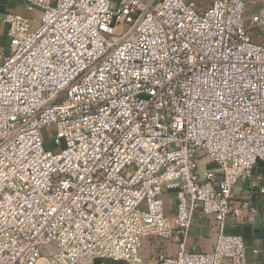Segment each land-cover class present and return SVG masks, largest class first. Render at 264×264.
<instances>
[{
  "label": "built area",
  "instance_id": "built-area-1",
  "mask_svg": "<svg viewBox=\"0 0 264 264\" xmlns=\"http://www.w3.org/2000/svg\"><path fill=\"white\" fill-rule=\"evenodd\" d=\"M22 1L40 15L4 17L0 264H38L49 245L48 264H140L148 238L177 239L157 264H247L225 230L232 187L264 162L248 0ZM197 211L216 223L209 254L186 248Z\"/></svg>",
  "mask_w": 264,
  "mask_h": 264
},
{
  "label": "crops",
  "instance_id": "crops-1",
  "mask_svg": "<svg viewBox=\"0 0 264 264\" xmlns=\"http://www.w3.org/2000/svg\"><path fill=\"white\" fill-rule=\"evenodd\" d=\"M8 14L22 15L30 21L32 29L39 25V10L27 11L22 0H0V53H8V26L4 22V17ZM264 187V162L258 163L251 172L248 179L239 181L232 187L230 204L239 209L237 216L231 215L226 221L227 234L241 237L247 249V264H264V193L260 189ZM166 203L165 210L169 217L175 211V198L165 192L163 195ZM247 203V206H244ZM254 210V211H253ZM160 241L154 245L152 254L140 251V264H157L156 254L161 249L166 255L173 256L178 251L177 239L164 241L157 238H148ZM146 239L142 242L144 243ZM216 242V223L212 217L195 213V220L190 227L186 240V248L190 251L212 253ZM153 245V244H152ZM253 251H256L254 253ZM92 264H132L126 261H94Z\"/></svg>",
  "mask_w": 264,
  "mask_h": 264
},
{
  "label": "rangeland",
  "instance_id": "rangeland-1",
  "mask_svg": "<svg viewBox=\"0 0 264 264\" xmlns=\"http://www.w3.org/2000/svg\"><path fill=\"white\" fill-rule=\"evenodd\" d=\"M259 11L264 12V3H255L254 1L249 0L245 13V21L247 31L252 36L253 41L258 44H264V22L257 23L253 21V16ZM47 146L49 147L48 144ZM158 243L162 246L160 241L146 239L144 247L142 246V251L144 250V252H149V255H151L153 246L156 244L158 245ZM53 250V245L42 247L41 258L38 264H48L49 255L53 252Z\"/></svg>",
  "mask_w": 264,
  "mask_h": 264
},
{
  "label": "trees",
  "instance_id": "trees-1",
  "mask_svg": "<svg viewBox=\"0 0 264 264\" xmlns=\"http://www.w3.org/2000/svg\"><path fill=\"white\" fill-rule=\"evenodd\" d=\"M249 1V0H248ZM248 1H247V6H248ZM247 8V7H246ZM246 13V12H245ZM244 23H245V28H246V31H247V27H246V21H244ZM248 32V31H247ZM249 34V33H248ZM249 36H250V39L252 40V42H254L253 41V39H252V36L249 34ZM255 43V42H254Z\"/></svg>",
  "mask_w": 264,
  "mask_h": 264
}]
</instances>
